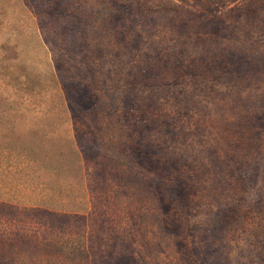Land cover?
<instances>
[{
	"label": "rangeland",
	"instance_id": "1",
	"mask_svg": "<svg viewBox=\"0 0 264 264\" xmlns=\"http://www.w3.org/2000/svg\"><path fill=\"white\" fill-rule=\"evenodd\" d=\"M0 122V264H264V0H0Z\"/></svg>",
	"mask_w": 264,
	"mask_h": 264
},
{
	"label": "trees",
	"instance_id": "2",
	"mask_svg": "<svg viewBox=\"0 0 264 264\" xmlns=\"http://www.w3.org/2000/svg\"><path fill=\"white\" fill-rule=\"evenodd\" d=\"M6 123H7V122H5V123L0 122V127H2L3 125H5ZM26 150H27V148H25V150H24V148H23L22 150L20 149L19 151H21V152L24 151V154H23V155H24L25 157H29V156L26 154L27 152H25ZM28 161L31 162L32 159H30V160H28ZM25 164H27V163H25ZM27 165H28V164H27ZM30 165H31V164H30ZM35 187H36V186H35ZM48 189H51V188H48ZM43 195L46 197V194H43ZM47 197H49V196H47Z\"/></svg>",
	"mask_w": 264,
	"mask_h": 264
}]
</instances>
